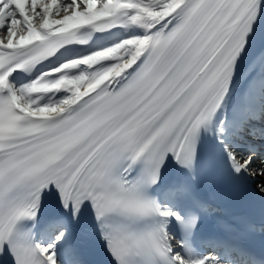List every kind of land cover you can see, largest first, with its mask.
I'll return each instance as SVG.
<instances>
[{"label": "snow or ice", "instance_id": "snow-or-ice-1", "mask_svg": "<svg viewBox=\"0 0 264 264\" xmlns=\"http://www.w3.org/2000/svg\"><path fill=\"white\" fill-rule=\"evenodd\" d=\"M97 249L264 264V0H0V264Z\"/></svg>", "mask_w": 264, "mask_h": 264}]
</instances>
